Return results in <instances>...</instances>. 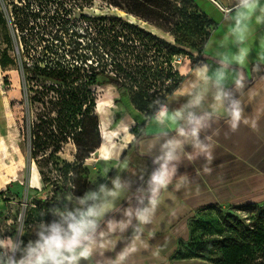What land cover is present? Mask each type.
Returning a JSON list of instances; mask_svg holds the SVG:
<instances>
[{
  "label": "rangeland",
  "instance_id": "1",
  "mask_svg": "<svg viewBox=\"0 0 264 264\" xmlns=\"http://www.w3.org/2000/svg\"><path fill=\"white\" fill-rule=\"evenodd\" d=\"M184 7L189 16L183 20L179 12L183 5L174 1L171 9L175 16L169 20H164L167 18L164 16L163 19L146 21L111 5L107 0H0V13L7 23L6 30L10 38V44H7L0 30V52L6 49L13 60L12 65L6 68L0 66V199L3 202V205L0 203V237L14 236L17 228L22 226L25 232L23 239L27 242L33 238V227L41 219V213L58 201V195L64 189L65 196L72 191L82 195L86 188L105 180L107 176L99 166L98 158L101 155L95 151L82 166L73 167L66 180L61 178V172L65 171L62 161L72 163L74 160L75 148L71 144L51 158L49 151L38 152L34 157L31 155L26 124L34 127L40 124L39 117L50 116L51 112L48 105L43 108L38 103L29 102L22 94L24 64L31 66L36 57L52 65L56 61L64 65L73 63L71 56L63 54L64 47L60 43H51L50 37L54 30L66 24L82 36L85 35L82 42L88 43L108 27L109 18L115 17L138 25L175 48H180L183 58L175 59V55L171 58L172 72H177L180 77L186 66H190V61L185 60L184 55L198 58V51L211 31L206 22L195 19L191 4ZM20 26L25 28L23 33L20 32ZM41 38L43 41L40 44ZM118 42L117 51L120 54L116 58L119 59L125 52L126 62L131 66L136 69L146 67L150 73H155L156 77H146L141 82L143 89H148L149 98L147 106L141 111L151 115L153 100H163L168 88L173 86L172 80L159 77L164 72V53L154 43H146L149 51L138 61L132 55L144 49L141 45L143 41L134 33L123 30ZM27 74V88L40 84L37 78H30V72ZM103 81L104 78L99 76L94 86L95 113L105 128H112L127 120L128 113L134 108L131 97L136 89L128 85H125V89L117 88ZM46 201L52 203L46 204ZM223 213L235 214L247 224H251L255 218L252 213L235 208L223 209ZM45 219H51V216ZM187 225L189 235L179 241L173 252V264H222L219 241L230 231L223 224L221 215L215 210L195 212L190 215Z\"/></svg>",
  "mask_w": 264,
  "mask_h": 264
},
{
  "label": "clouds",
  "instance_id": "2",
  "mask_svg": "<svg viewBox=\"0 0 264 264\" xmlns=\"http://www.w3.org/2000/svg\"><path fill=\"white\" fill-rule=\"evenodd\" d=\"M220 2L236 51L231 56L218 51L214 66L201 62L192 67L172 94L176 107L172 101L153 100L147 119L159 131L142 142L152 163L145 183L129 197L131 184L117 173L93 183L82 195L72 191L41 213L27 242L22 226L14 236L0 237V264H129L132 256L149 248L145 228L153 223L163 194L170 189L187 192L194 183L190 174L179 173L180 166L202 159L200 171L211 174V140L220 134L214 125L223 119L231 133L241 124L249 125L240 99L245 76L234 66L247 60L252 22L264 25V4L261 0ZM251 126L255 128V123ZM122 200H127L126 206ZM49 215L51 219H45ZM159 252L157 248L152 254L158 257Z\"/></svg>",
  "mask_w": 264,
  "mask_h": 264
},
{
  "label": "trees",
  "instance_id": "3",
  "mask_svg": "<svg viewBox=\"0 0 264 264\" xmlns=\"http://www.w3.org/2000/svg\"><path fill=\"white\" fill-rule=\"evenodd\" d=\"M111 5L124 9L127 13L137 16L146 21L169 18L175 16L171 9L172 2L176 1L183 5L179 9L180 19L187 18L188 14L185 5H192L195 19L199 22H206L211 29L213 21L199 9L194 0H107ZM56 15L58 13L56 12ZM154 20V21H155ZM108 27H105L97 38H92L88 43H83L85 37L74 31L66 24H61L52 33L51 43L56 41L64 47L63 54L72 57L73 63L67 65L56 61L49 64L33 58V64H24L22 73V94L29 102L38 103L43 108L49 106L50 116L39 117L40 124L31 126L29 129V145L31 155L34 157L38 152L49 151V157L56 156L62 149L71 144L75 148L74 160L72 163L63 160L65 171L61 172V178L67 179L69 171L73 167H80L85 160L95 152L101 145V134L99 132V119L95 113L96 96L94 86L98 82V77L104 78V83L124 88L128 85L131 89H136L131 97L134 108L140 112L147 106L148 89H143L144 78L156 77L155 73H150L146 67L136 69L126 62L125 52L116 58L120 53L117 51L118 36L123 34V30L135 34L140 41H143V50L134 52V59L140 60L149 51L146 43H154L160 51L164 53V72L159 76L173 81V86L168 88L167 94L176 87L182 77L177 76V72H172L171 58L174 55L182 54L180 48L159 39L151 32L144 30L138 25L124 22L121 19L112 17L108 19ZM6 21L0 13V30L3 31L2 39L10 44L9 34L6 30ZM119 27V28H117ZM23 33L24 26H20ZM27 31V30H25ZM83 34V33H82ZM81 35V36H80ZM209 35V34H208ZM64 36H67L65 38ZM83 37V38H82ZM24 39V38H22ZM43 38L39 41L41 44ZM203 46L198 53L201 54ZM192 62L198 63L199 57L193 58ZM13 60L7 50L0 52V66L6 68L12 65ZM30 78L36 79L40 84L36 87H29L27 73ZM112 73V74H111ZM162 78V79H163ZM165 97L163 98V100ZM162 100V101H163ZM145 116L147 111H143ZM47 120V121H45ZM29 126V127H28ZM136 128H132L135 132ZM60 177V176H59ZM66 190L58 195V201L65 197ZM2 195V192L0 193ZM46 201V204H51ZM56 202H54L55 204ZM242 212L252 213L254 220L251 224L245 223L235 214H224L222 207L211 206L203 210H215L221 215V220L230 231L219 241L221 246L222 264H264V203H252L235 207ZM202 211V209H201ZM200 212V211H198Z\"/></svg>",
  "mask_w": 264,
  "mask_h": 264
},
{
  "label": "crops",
  "instance_id": "4",
  "mask_svg": "<svg viewBox=\"0 0 264 264\" xmlns=\"http://www.w3.org/2000/svg\"><path fill=\"white\" fill-rule=\"evenodd\" d=\"M194 1L213 24L203 51L198 56V63L186 66L180 74L181 81L170 94L165 95L164 100L172 101V107H176L172 94L192 67L201 62L214 66L218 51H224L230 56L236 51L228 35L231 29L221 14L220 0H216V3L208 0ZM223 3L230 4L231 0H223ZM261 3L264 4V0ZM247 49L246 62L235 65L234 71L245 76L246 87L240 99L249 125L241 124L235 133L228 132L223 119L214 125L220 129V134L211 140L214 157L211 174L200 171L204 163L202 159L193 164L185 162V165L180 166L179 173H188L194 178L191 190L176 192L170 189L163 194L153 223L145 228L144 239L149 243V248L132 256L129 264H173V252L179 241L189 235L187 222L190 215L201 209L211 206L228 209L264 203V25L252 22ZM231 81L230 75L229 86ZM127 117V120L124 119L112 128H105L103 121L98 118L101 145L96 152L101 155L98 158L99 166L107 174L106 179L119 173L130 182V197L136 188L145 183L152 170L151 158L145 154L142 142L159 130L148 121V116L134 108ZM252 123H255V128L251 126ZM135 127L138 128L132 132ZM225 133L228 135L225 136ZM114 156H118V160L113 159ZM197 172L200 174L197 175ZM197 187L199 191H196ZM0 203L3 205L1 199ZM120 203L126 206L127 200ZM121 246L118 244L117 250ZM157 248L160 249L158 257L152 254Z\"/></svg>",
  "mask_w": 264,
  "mask_h": 264
},
{
  "label": "built area",
  "instance_id": "5",
  "mask_svg": "<svg viewBox=\"0 0 264 264\" xmlns=\"http://www.w3.org/2000/svg\"><path fill=\"white\" fill-rule=\"evenodd\" d=\"M208 1L213 2V3H216V0H208ZM174 57H175V59H176V58H180V59L183 58L181 54H179V55H175ZM195 57H197V56H194V58H195ZM184 59H185V60L188 59V61H190V64H191V62H192L191 57H189L188 55H184ZM179 61H180V60H179Z\"/></svg>",
  "mask_w": 264,
  "mask_h": 264
},
{
  "label": "bare ground",
  "instance_id": "6",
  "mask_svg": "<svg viewBox=\"0 0 264 264\" xmlns=\"http://www.w3.org/2000/svg\"><path fill=\"white\" fill-rule=\"evenodd\" d=\"M106 139V137L104 136V140Z\"/></svg>",
  "mask_w": 264,
  "mask_h": 264
}]
</instances>
